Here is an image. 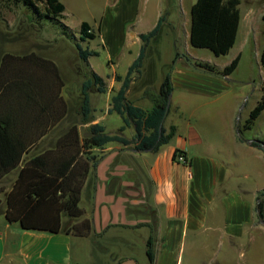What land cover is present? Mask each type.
<instances>
[{"label":"crops","instance_id":"1","mask_svg":"<svg viewBox=\"0 0 264 264\" xmlns=\"http://www.w3.org/2000/svg\"><path fill=\"white\" fill-rule=\"evenodd\" d=\"M196 1L104 0L97 30L92 26L97 34L95 40H104L110 52L109 66H116L117 57L128 52L126 74L140 55V35L152 31L165 15L158 37L149 44L141 74L127 91V99L145 111L152 110L154 103L145 97V91H159L171 73L173 92L164 128L169 132L174 126L176 133L156 152L136 151L133 146L117 143L94 150L98 160L86 179L80 204L85 218L93 224L87 237L25 230L18 223L8 222L3 204L0 264H150V240L155 247L153 264H182L179 248H206L215 237L231 244L259 227L257 205L264 192V150L252 142H264L263 130L257 129L264 120V111L251 129H246L245 124L263 95L264 28L255 24V12L249 8L242 12L241 0L236 42L224 55L229 60L214 65L224 69L239 57L237 70L226 78L199 72L183 58L210 63L189 53L193 48L191 10ZM161 45H167L168 50H162ZM249 49L254 56L248 60L244 55ZM165 53L169 60L163 64ZM243 66L249 72L257 66L261 72L259 81L251 73L246 78H234ZM126 74L101 76L107 83L106 92L92 91L90 104L93 124L103 125L110 135L120 134L132 140L136 134L134 125L125 126L123 118L110 111L112 96L122 86L116 76ZM65 88L63 95L68 101ZM250 90L252 94L259 93L242 125L239 111L246 97H251ZM69 108L67 117L31 149L25 160L54 148L72 124H79L81 138L88 137L89 125L80 124L79 104L75 109L69 104ZM122 127L124 131L120 132ZM178 150L188 164L175 162ZM18 173L16 170L7 176L0 189L9 192ZM63 224L67 228L69 219L64 218ZM201 262L205 263H198Z\"/></svg>","mask_w":264,"mask_h":264},{"label":"trees","instance_id":"2","mask_svg":"<svg viewBox=\"0 0 264 264\" xmlns=\"http://www.w3.org/2000/svg\"><path fill=\"white\" fill-rule=\"evenodd\" d=\"M0 2L24 6L29 10L32 23L34 21L37 25L49 23L57 26L66 38L74 42L80 60L88 68L81 88L79 113L82 116L80 124L89 125L88 137L81 138L79 124H72L57 139L54 148L25 160L31 149L36 148L67 117L69 102L63 95L66 84L59 66L51 59L36 52L25 55L0 53V183L12 172L19 170L10 191L5 193V200L0 198V213L5 204L8 222L18 223L25 230L52 234L66 232L81 238L87 237L93 231V224L85 218L80 204L86 179L98 160L94 150L117 143L124 147L133 146L136 151L156 152L176 133L174 126L169 132L164 128L173 92L171 73L167 75L159 91L152 88L145 91V97L154 103L152 110L145 111L127 99V91L134 78L141 74L149 44L158 37L165 15L152 31L140 35L143 43L140 55L130 66L126 76H116L122 86L112 96L110 111L120 115L125 126L131 123L134 125L136 134L132 140H128L120 134H108L101 124H93L90 94L95 89L98 93L106 92L107 83L89 65V59L99 56V52L84 49L82 45L97 38L92 26L83 22L77 38L64 23L65 5L60 0ZM240 4L241 0H197L191 10V45L208 49L216 56L227 55L236 42L241 18ZM262 19L264 21V14ZM179 56L178 53L176 58ZM188 59L200 69L225 77L237 70L240 60L238 57L230 65L220 69L207 62ZM261 64L264 68V47ZM263 111L264 83L262 98L251 111L245 128L251 129ZM239 133L242 135L240 130ZM252 145L264 150L262 141H253ZM4 191L2 187L0 194ZM263 197L264 192L260 193L259 200ZM257 210L264 224L263 200L259 201ZM64 218L69 219L70 225L67 228L63 224ZM147 255L150 264H153L155 247L152 240L148 242Z\"/></svg>","mask_w":264,"mask_h":264},{"label":"rangeland","instance_id":"3","mask_svg":"<svg viewBox=\"0 0 264 264\" xmlns=\"http://www.w3.org/2000/svg\"><path fill=\"white\" fill-rule=\"evenodd\" d=\"M242 2V12L245 8L255 12V24L264 28L262 19L264 0H242ZM62 3L66 7L65 24L71 28L77 38L80 36L79 32L82 22H88L97 30L100 17L105 8L106 2L104 0H64ZM28 11L22 5L15 6L0 2V53L3 55L5 53L37 52L41 56L56 62L65 80V95L71 108L75 109L80 104L81 88L88 68L80 60L74 42L66 38L60 28L49 23L45 25H37L34 21L32 23L30 20L32 17L29 19ZM82 45L84 49L93 48L99 52V56L91 58L90 63L94 71L100 76L106 78V76L114 72L121 75L126 74L128 52L125 51L120 54L116 59V66L112 67L108 65L110 52L104 46L105 42L102 38L86 41ZM103 46L105 47L104 49ZM167 47V45H161L162 50H168ZM240 47L241 43L239 42L238 48ZM182 51H185L184 46ZM189 53L197 59L209 61L212 65H222L229 60V57L224 55L216 56L208 49L193 47ZM244 56L245 59H253L254 51L246 50ZM168 60L169 56L165 53L162 63L164 64ZM244 67L247 66H243L233 77L246 78L251 73L256 76L258 82L261 72L257 66H254L250 72ZM251 92L250 90L248 94L251 97H246L239 111L242 125L244 124L243 119L248 116L259 93L258 91L253 94ZM114 120H112V123ZM258 124L257 129H261L264 132V120L262 119ZM5 193L0 194V198L3 201L5 200ZM262 200L264 202V198ZM257 225L259 227L247 231V235L244 238L232 241L231 244L227 240H218V237H215L214 243L206 248L198 249L186 246L181 251L179 248L178 252L182 253V264H197L201 260L205 262L204 264H264V224L259 217ZM201 263L203 264V262Z\"/></svg>","mask_w":264,"mask_h":264},{"label":"water","instance_id":"4","mask_svg":"<svg viewBox=\"0 0 264 264\" xmlns=\"http://www.w3.org/2000/svg\"><path fill=\"white\" fill-rule=\"evenodd\" d=\"M183 58H184V60L186 61V63H187L189 66H191L193 69H195V70H197V71H199V72L208 73V74H213V75H216V76H220V77H222V78H226V77L223 76V75L210 73V72H208V71H206V70H203V69H200V68L196 67L195 64H193V62H191V61L188 59L187 56H183ZM168 112H169V106H168V108H167L166 115L168 114ZM262 199H263V198H261L259 201H261ZM258 216H259L260 221L263 222V220H262V218H261V216H260L259 211H258Z\"/></svg>","mask_w":264,"mask_h":264},{"label":"built area","instance_id":"5","mask_svg":"<svg viewBox=\"0 0 264 264\" xmlns=\"http://www.w3.org/2000/svg\"><path fill=\"white\" fill-rule=\"evenodd\" d=\"M175 162L180 164H188V161L181 150H178V152L175 154Z\"/></svg>","mask_w":264,"mask_h":264}]
</instances>
